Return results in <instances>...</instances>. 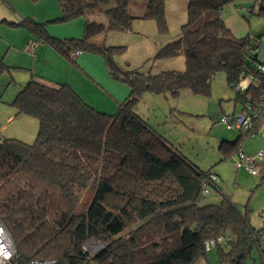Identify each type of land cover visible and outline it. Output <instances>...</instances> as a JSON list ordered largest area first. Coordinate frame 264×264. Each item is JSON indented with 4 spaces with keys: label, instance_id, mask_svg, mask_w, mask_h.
Wrapping results in <instances>:
<instances>
[{
    "label": "trees",
    "instance_id": "16d2710c",
    "mask_svg": "<svg viewBox=\"0 0 264 264\" xmlns=\"http://www.w3.org/2000/svg\"><path fill=\"white\" fill-rule=\"evenodd\" d=\"M182 1L186 20L153 57L182 55V70L145 73L122 66L114 55L124 46L105 41L108 33L130 31L137 21L153 20L160 34L168 33L167 0H58L61 14L48 22L84 18L81 37L58 38L32 17L7 21L30 31L37 42L32 55L41 44L52 45L76 66L85 51L102 55L110 76L129 88L116 112L96 108L70 82H51L38 73L15 95L11 105L16 116L39 121L33 142L0 138V221L14 240L19 264L35 259L53 264H194L208 255L205 243L221 235L227 241L214 246L220 263L246 264L264 241V227L250 220L249 203L240 208L223 192L217 174L190 160L136 111L146 93L209 95L214 75L224 72L242 103L240 111L254 116L252 128L239 131L235 142L224 140L225 156L264 121L258 111L264 107L259 67L264 63L259 56L263 34L238 36L223 17L234 4L246 19L264 18V0L245 9L237 0ZM100 36L103 41H97ZM15 67L0 58V77ZM247 78L248 86L237 89ZM212 174L218 182L210 179ZM206 186L221 193L219 203H201ZM92 239L102 244L93 254L85 249Z\"/></svg>",
    "mask_w": 264,
    "mask_h": 264
},
{
    "label": "rangeland",
    "instance_id": "374dc122",
    "mask_svg": "<svg viewBox=\"0 0 264 264\" xmlns=\"http://www.w3.org/2000/svg\"><path fill=\"white\" fill-rule=\"evenodd\" d=\"M25 1L26 3L21 2L17 5L21 8L19 10H23L26 15H30L29 12L34 11L35 20L45 23L52 35L58 38L83 36L84 18L68 22H48V20L58 17L61 11H59L58 0L43 2H40L42 1L40 0L37 3L31 0ZM238 2L245 9L253 5L255 0H237V5H239ZM167 17L169 30L166 34L159 33L153 20L137 21L134 23L132 30L127 32L108 33L105 37L107 45L124 46L122 52L114 55L116 61L125 67L127 64L138 67L145 73L168 69H184L185 58L182 55L163 60H154L153 58L165 40H170L179 33L182 23L186 20L187 12L181 4L170 5L169 0ZM223 17L225 20L228 18L230 20L228 22L234 24V29L237 31L235 33L238 36L246 35L241 30L244 27H249L250 22L257 23L259 26L262 24L258 28V32L263 34L262 45L264 48L263 17L251 15L249 19H246L238 12L234 4H230L225 8ZM8 22L0 23L2 29L5 27V31L0 29V58H4L7 65L17 67L0 77V138L15 137L26 142H33L38 134V119L24 114L16 116V110L11 105L15 95L31 78L32 73L41 74L43 78H52L60 83L77 79L78 84L89 92L94 102L106 105L103 103V98H101L102 96L98 91L93 90L88 83L73 75L71 61L62 56L52 45L41 44V47L49 50L39 57L28 52L23 54V48L29 41L27 38L23 46V38L30 31L24 27H14L17 31H13L15 29ZM7 28L9 29L6 30ZM3 36H8L14 47L8 52H6L8 45L2 42ZM34 39V37L30 38V40ZM103 40V36L97 38V41ZM261 50L262 48L260 49L261 55H264ZM82 55L88 58L89 63L87 64L94 74L97 73V70L102 71L100 69V63L102 62L107 80L125 85V83L110 76L102 55L88 51L83 52ZM80 71L84 75L83 77L87 75L91 83L97 85L98 81L92 76H88V72L84 74L82 70ZM106 73L112 80L107 77ZM98 78L102 80L101 76ZM102 86L99 83V87L106 92V88ZM235 100L236 90L228 85L226 74L219 72L212 79L209 95H196L189 90L182 91L177 97L146 93L137 103L136 111L190 160L202 169H211L213 173H218L219 177L222 178L223 192L242 209H245V206L249 203L251 209L249 216L252 224L257 227H264V179H261L264 174V158L259 161L260 171L257 175H252L245 166L242 168L236 166L239 158V148H243L245 154L252 157L260 152L264 154V122L256 134L246 136L237 150L234 149L229 152L231 154L225 156L224 153L227 152V149L221 147L224 140L233 143L240 134L238 129L228 127L217 120V117L224 113V110L225 112L232 110L233 101ZM236 103L242 105L240 101L236 100ZM224 156L225 158L221 160ZM221 199V193L211 188L201 203H219ZM101 247L102 244L93 239L85 245V249L91 254ZM216 250L217 248L214 246L208 250L210 261L207 262L206 260L205 264H222L217 257ZM256 253L257 249H255L253 256ZM252 257L249 259L250 264H253Z\"/></svg>",
    "mask_w": 264,
    "mask_h": 264
},
{
    "label": "crops",
    "instance_id": "0c3cea01",
    "mask_svg": "<svg viewBox=\"0 0 264 264\" xmlns=\"http://www.w3.org/2000/svg\"><path fill=\"white\" fill-rule=\"evenodd\" d=\"M28 1V0H27ZM43 1H47V0H42L40 2H43ZM21 2H24L26 3L25 0H0V23L2 22H7V21H12V22H16L19 21V20H22V18H24L25 16L27 17H32L34 18V14L35 12L32 11V12H29L30 15H26L23 10H19L21 9L20 6H17L19 3ZM168 2L169 0H167V10H168ZM239 3V2H238ZM171 4H176V5H180L186 9V3L184 1H181V0H170V5ZM240 6H242L241 3H239ZM243 7V6H242ZM249 7V6H248ZM246 7V8H248ZM22 11V12H21ZM60 11V9H59ZM60 14V13H59ZM32 15V16H31ZM35 19V18H34ZM228 21V18L226 19V22L228 23V25L233 29L234 32L237 33V31L234 29V24H231L229 23ZM262 25V24H261ZM261 25L259 26L257 23H249V27H244V29L242 28V32L244 31V33L246 34H251V35H255V34H259L261 32H258V28L261 27ZM263 26H264V23H263ZM5 28V27H4ZM2 29V27H0L1 30H4L5 29ZM9 28H7L6 30H8ZM15 30L13 31H17L16 28H14ZM33 36L30 34V33H27L26 35H24V38H23V46L26 42V39L28 38L29 41H30V38H32ZM262 39H263V36H262ZM261 39V52H264V48H263V45H262V40ZM28 41V42H29ZM4 42L3 44L5 45H8V49L6 52L10 51V49L14 48L13 47V44L12 42H10V39L8 38V36H3V41ZM27 42V43H28ZM27 43L25 44L24 48H23V54H26L28 51L25 50V47L27 45ZM260 48V49H261ZM49 49H45L41 46H39L36 50H35V53L34 55H37V57H39L40 55H43V54H46L48 52ZM26 51V52H25ZM30 53V52H28ZM31 54V53H30ZM260 58H263L264 59V55H259ZM77 62L79 64V66H76L74 64L71 63L72 65V73L73 75H75L77 78H80L82 79L84 82L88 83L89 86H91V88L95 91H98L100 94H101V98H103V103H105L106 105L104 104H98V102H94L89 94V92H87V90H84L82 88V86L80 84H78L77 82V79L76 80H70L71 84L73 85V87L75 89H77V91L89 102L91 103L92 105H94L95 107L101 109V110H106V111H110V112H114L116 111L117 107L119 106V104L126 98V96L128 95V91H129V88L128 86L125 84V85H120L119 83H113L112 81H109L107 80L106 78V75L104 74V71L103 70V63L101 62L100 63V69H102V71H99L97 70V73L94 74L87 63H89V60L87 57H85L84 55H79L77 57ZM70 67V66H69ZM82 70L85 73H89L88 76H92L93 78H95L98 82H97V85L94 84L93 82L91 83V81L89 80V78L87 77V75H85L86 77H83L84 75L81 74V71ZM107 74V73H106ZM101 76L102 80L99 79L98 77ZM107 77L112 80L108 74H107ZM87 78V79H85ZM47 80L51 81V82H56L55 80H53L52 78H46ZM99 83L102 84L103 88H106V92L101 89L99 87ZM242 107V105H237L236 103V100L233 101V107H232V110H229L228 112H225L224 110V113H222L219 117H221L222 115H227V114H232L233 112L235 111H238L240 110ZM219 117H217V120L219 121ZM264 121L261 122L258 130L260 129V127L262 126ZM215 174H217L219 176L218 173L214 172ZM253 175V174H252ZM262 178V176H261ZM221 179V184H222V178ZM231 198V197H230ZM232 199V198H231ZM257 249V253L253 256V254L255 253V250L254 252L252 253V258H253V261L252 263L253 264H263V257H264V241H262L261 245L256 248ZM209 262L210 259H209V255H206V256H201L199 259L196 260V262L194 264H205V262ZM246 264H250L249 262V259L247 260Z\"/></svg>",
    "mask_w": 264,
    "mask_h": 264
},
{
    "label": "built area",
    "instance_id": "2783aa9c",
    "mask_svg": "<svg viewBox=\"0 0 264 264\" xmlns=\"http://www.w3.org/2000/svg\"><path fill=\"white\" fill-rule=\"evenodd\" d=\"M37 46V42L35 40H30L25 50L28 52H32L34 48ZM260 70L264 72V63H262L260 66ZM250 83V78H247L245 81L241 82L236 88L240 90H244L248 84ZM261 108V107H260ZM259 113L262 112L264 114V107L260 110ZM254 121V116L252 114L245 112V111H237L234 115H223L221 118V122L223 124H226L228 127H233L235 129H238V131H248L252 128ZM239 158L237 160L236 166L237 168H242L245 166V168L253 175L259 174L260 171V165L259 161H261L264 158L263 152H260L258 155H255L254 157L249 156L245 154V152L242 149H239L238 151ZM210 179L213 182H218L217 176L212 174L210 176ZM205 194L209 193V186L205 187L204 190ZM263 240H264V234H263ZM227 241V239L224 236H219L217 239L209 240L205 243L206 250H209L211 247L215 246L216 244H223ZM7 257V258H5ZM0 264H19L17 260V253L16 248L14 244V240L6 228V226L0 221ZM30 264H53L51 261L48 260H41V259H35L30 261ZM263 264H264V257H263Z\"/></svg>",
    "mask_w": 264,
    "mask_h": 264
},
{
    "label": "clouds",
    "instance_id": "9594fccd",
    "mask_svg": "<svg viewBox=\"0 0 264 264\" xmlns=\"http://www.w3.org/2000/svg\"><path fill=\"white\" fill-rule=\"evenodd\" d=\"M5 258H7V257H5Z\"/></svg>",
    "mask_w": 264,
    "mask_h": 264
}]
</instances>
